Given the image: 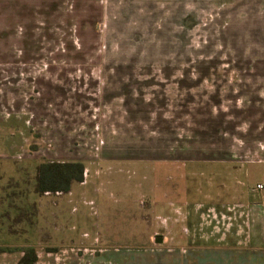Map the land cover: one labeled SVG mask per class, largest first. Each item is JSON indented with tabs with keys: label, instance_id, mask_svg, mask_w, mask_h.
<instances>
[{
	"label": "rangeland",
	"instance_id": "obj_1",
	"mask_svg": "<svg viewBox=\"0 0 264 264\" xmlns=\"http://www.w3.org/2000/svg\"><path fill=\"white\" fill-rule=\"evenodd\" d=\"M79 1L0 7V63L28 35V62L142 68L0 70V264H264V71L162 69L249 62L235 0ZM46 161L83 181L40 191Z\"/></svg>",
	"mask_w": 264,
	"mask_h": 264
},
{
	"label": "crops",
	"instance_id": "obj_2",
	"mask_svg": "<svg viewBox=\"0 0 264 264\" xmlns=\"http://www.w3.org/2000/svg\"><path fill=\"white\" fill-rule=\"evenodd\" d=\"M36 0H0V7L4 6V4H8L9 6H17L18 4L20 6H25L24 9L27 18L29 16V13L32 17H34L33 13H35V3ZM64 1V0H63ZM80 2L79 0H72V7H76V5ZM58 2H54V0H50V2L46 3L47 7H53L54 4ZM92 5V4H91ZM94 5V4H93ZM92 5V6H93ZM42 6V5H41ZM89 5L90 8H94ZM96 7L97 4H96ZM243 7L248 8V11H246ZM235 8L237 9V15L234 19V28L237 33V40L236 43L239 46L241 43L240 40L249 39L251 40L250 49L248 52L245 53V58L247 56L250 57L249 62L244 63H223V62H204L202 64H177V65H169L162 67V69H168V70H202L205 72H222V71H256L259 75L262 74L264 71V0H235ZM75 9V8H73ZM245 11V12H244ZM29 20V18H28ZM31 22L34 20L31 18ZM28 21H26L27 23ZM23 23L24 28H28V26ZM34 24V22H33ZM82 23H81V29H82ZM230 27V26H229ZM32 27L29 29L31 30ZM13 29V26H8L7 28H1L2 31H0V39H8L9 37H6L7 35H4L3 32H9ZM78 30V26L76 27ZM13 31V30H12ZM33 36L25 35L23 38V47L25 51L22 53L24 56H26V61H22L21 63H0V70H6V69H16V70H137L141 69L142 67L137 66V64H129V63H96L92 64H79L76 63H63V62H48V63H35V62H28L29 56H33L34 54L31 53V47H33L32 43ZM257 39L258 41H255ZM66 45L61 49H57L56 52L53 54L56 56L60 55H75L77 53L81 52H74L70 50L69 48L72 47L73 42L65 43ZM72 45V46H71ZM241 46V45H240ZM76 48V46H75ZM74 48V49H75ZM238 50H235L236 56L238 55ZM32 59V58H31ZM221 59V57L219 58ZM17 65V66H16ZM88 65V66H86ZM82 66H85L87 68H83ZM144 69V68H143ZM214 74H212L213 76ZM213 119V120H211ZM221 119L217 118H209V122L206 118L204 121V128L217 125V130H215V133L217 136L219 134L223 133L222 125H221ZM235 128H238V126H235ZM207 129V128H206ZM211 130V128H210ZM209 130V131H210ZM249 128L245 131L246 134L248 133ZM212 133V132H211ZM236 144H241V142L235 140ZM230 147V146H229ZM213 151H218L216 148H212ZM263 161V160H262Z\"/></svg>",
	"mask_w": 264,
	"mask_h": 264
},
{
	"label": "trees",
	"instance_id": "obj_3",
	"mask_svg": "<svg viewBox=\"0 0 264 264\" xmlns=\"http://www.w3.org/2000/svg\"><path fill=\"white\" fill-rule=\"evenodd\" d=\"M85 166L80 161H46L39 168L40 191H66L72 181H83ZM29 261V262H33Z\"/></svg>",
	"mask_w": 264,
	"mask_h": 264
},
{
	"label": "built area",
	"instance_id": "obj_4",
	"mask_svg": "<svg viewBox=\"0 0 264 264\" xmlns=\"http://www.w3.org/2000/svg\"><path fill=\"white\" fill-rule=\"evenodd\" d=\"M263 187H264L263 184H258L256 189H257V190H261Z\"/></svg>",
	"mask_w": 264,
	"mask_h": 264
},
{
	"label": "water",
	"instance_id": "obj_5",
	"mask_svg": "<svg viewBox=\"0 0 264 264\" xmlns=\"http://www.w3.org/2000/svg\"><path fill=\"white\" fill-rule=\"evenodd\" d=\"M158 241H160V240H158Z\"/></svg>",
	"mask_w": 264,
	"mask_h": 264
}]
</instances>
